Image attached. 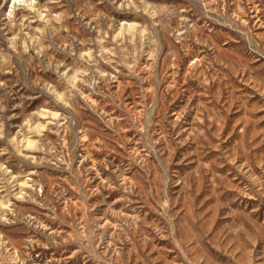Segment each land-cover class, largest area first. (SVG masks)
Instances as JSON below:
<instances>
[{"label":"rangeland","instance_id":"rangeland-1","mask_svg":"<svg viewBox=\"0 0 264 264\" xmlns=\"http://www.w3.org/2000/svg\"><path fill=\"white\" fill-rule=\"evenodd\" d=\"M0 264H264V0H0Z\"/></svg>","mask_w":264,"mask_h":264}]
</instances>
